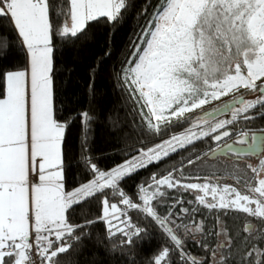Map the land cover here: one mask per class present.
Returning a JSON list of instances; mask_svg holds the SVG:
<instances>
[{
    "label": "snow or ice",
    "instance_id": "6c2138e0",
    "mask_svg": "<svg viewBox=\"0 0 264 264\" xmlns=\"http://www.w3.org/2000/svg\"><path fill=\"white\" fill-rule=\"evenodd\" d=\"M126 6V0H65L62 6L50 0H0V17L10 19L29 54L24 70L6 74L7 92L0 98V264H58L54 258L72 247L69 240H78L79 235L74 234L82 227L69 222V210L93 197L100 200L101 218L109 233L122 234L123 243L131 244L144 229L136 227L109 196H118L127 209L142 212L157 223L173 247L163 248L154 264H171L173 251L184 264H228L229 256L223 250L232 247L233 239L221 227L217 235L224 234L225 241L217 245L221 250L218 258L216 251L211 252V261L190 256L176 229L182 226L189 235L202 232L203 226L176 225L171 213L161 217L153 201L165 195L162 188L196 191V201L205 208L219 210L224 216L241 212L264 224V158H259L264 153V129L259 135L241 131L235 139L241 147L229 143L212 151L213 157L234 153L237 158H259L257 167L246 165L253 176L241 174L238 164L230 173L246 192L232 185L182 183L172 172L159 179L153 176L147 188L141 185L137 201L120 187L125 177L158 163L178 148L204 137L219 145L232 136L229 125L241 118L251 120L247 113L257 105L264 107V0H162L123 73L146 127L159 134L162 127L183 123L197 109L240 89L259 93L257 99L235 98L196 119L184 134L141 149L139 156L110 171L98 169L88 159L92 179L65 191V124L54 118L52 103L53 35H86L89 21L105 17L118 22ZM54 14L64 17L62 24H57ZM216 112H230L231 119L212 123L210 118ZM81 119L87 122L91 117L82 113ZM217 222L221 223L220 217ZM243 231L264 234V228L258 230L251 223ZM245 255L252 258L247 264H264V248L252 247Z\"/></svg>",
    "mask_w": 264,
    "mask_h": 264
},
{
    "label": "trees",
    "instance_id": "16d2710c",
    "mask_svg": "<svg viewBox=\"0 0 264 264\" xmlns=\"http://www.w3.org/2000/svg\"><path fill=\"white\" fill-rule=\"evenodd\" d=\"M64 2L50 0L58 6ZM161 4L162 0H126V9L122 10L118 22H109L102 17L87 24L86 35H53L52 103L54 118L65 124L62 142L65 191L74 190L92 179L88 159L98 169L110 171L140 154L141 149L154 147L187 131L197 119L193 116L183 123L162 127L159 134L153 133L146 127L139 112L140 105L134 101L123 79L142 31ZM53 18L57 24L64 21L60 15L54 14ZM27 66V52L17 31L8 17H0V98L6 95V74L24 70ZM82 113H87L91 120L83 121ZM260 120L264 127V115ZM213 147L211 137L196 141L125 177L120 181V187L137 201L141 185L147 188L152 184L153 176L159 179L169 172L181 181L202 183L206 178L230 176L238 164L241 174L253 176L250 169L240 163L209 159ZM197 156L202 159H196ZM189 160L194 163L189 164ZM196 195L193 190L166 189L163 197L153 201L158 214L166 217L171 213L176 225L195 228L196 224H202V232L189 235H185L182 226L176 229L190 256L211 261V252L216 251L218 258L221 250L217 245L225 241L224 234L217 235L221 227H226L228 236L233 237L232 247L223 250L229 256L228 264H247L252 259L245 255L248 250L264 248V234L249 235L243 231L249 223L255 224L258 230L264 228L259 220L241 212L224 216L219 210L199 205ZM109 200L124 209L132 223L144 231L134 236L131 244L123 243L126 238L122 234L113 236L109 233L106 221L101 218L100 200L90 198L69 210V222L82 227L74 234L79 235V239L69 240L72 247L54 258L58 264H154V258L163 248L172 249L170 239L150 217L135 209H127L118 196H109ZM217 217H220L219 224ZM170 260L171 264H184L174 251L170 252Z\"/></svg>",
    "mask_w": 264,
    "mask_h": 264
},
{
    "label": "flooded vegetation",
    "instance_id": "af4514ba",
    "mask_svg": "<svg viewBox=\"0 0 264 264\" xmlns=\"http://www.w3.org/2000/svg\"><path fill=\"white\" fill-rule=\"evenodd\" d=\"M245 90V89H244ZM230 95H234L232 97H229L225 100H223L220 104H218L217 106L210 108L206 111H204V115L208 112H214L216 108L218 107H222L225 103H231L235 98L241 97L243 96L244 99L248 100V98L244 95H254L255 98L251 99V100H255L257 99V96L259 95V93H253L249 90L246 91H238L236 93H232ZM247 115H251L253 118L251 120H244V119H240L238 120L234 125H229V130L232 132V136L227 137L226 139H224L219 145L215 144V147L213 150L224 146L226 144L229 143H235V139L238 138L239 133L241 131H248L249 134H260V130L264 129V127L262 126V121L260 120L261 116L264 115V107H261L260 105H257L256 108L250 110L249 113H247ZM211 122H216L217 120H230L231 119V114H225L222 115L220 117L217 118H210ZM205 138V137H204ZM212 150V151H213ZM212 153V152H211ZM259 158H264V153L261 154V157ZM259 158L257 156H243V157H235V156H225V157H221V159L223 161L226 162H237L240 163L241 166L246 167V165L248 164H259ZM218 159V158H217Z\"/></svg>",
    "mask_w": 264,
    "mask_h": 264
},
{
    "label": "rangeland",
    "instance_id": "374dc122",
    "mask_svg": "<svg viewBox=\"0 0 264 264\" xmlns=\"http://www.w3.org/2000/svg\"><path fill=\"white\" fill-rule=\"evenodd\" d=\"M100 18H102V17H100ZM89 22H91V21H89ZM88 22V23H89ZM51 75V74H50ZM128 87V86H127ZM239 91H246V90H244V89H240ZM232 96H234V95H227V96H224V97H221L219 100H216V101H212L211 103H209V104H207V105H205L202 109H197L194 113H191V114H189V119H192V117L194 116V117H197V119L199 118V117H201V116H204V111H206V110H208V109H210V108H213V107H215V106H217L218 104H220L223 100H225V99H227V98H229V97H232ZM244 96H246L247 98H248V100H251V99H254L255 98V96L254 95H244ZM52 102H53V95H52ZM146 111H147V109H146ZM193 117V118H194ZM173 123H175V122H173ZM172 123V124H173ZM212 123H215V122H212ZM171 125V124H170ZM206 127L207 126H205V130H206ZM194 130H196V129H194ZM186 131H184L183 133H181V134H178V135H182V134H184ZM206 138V137H205ZM204 139V138H203ZM199 141V140H198ZM196 142V141H195ZM189 146V145H188ZM181 149H184V148H178L175 152H178L179 150H181ZM213 149H214V147H213ZM212 149V150H213ZM175 152H172L171 154H173V153H175ZM170 154V155H171ZM140 154H137V155H135V156H139ZM134 157V156H133ZM132 158V157H131ZM131 158H129V159H131ZM129 159H127V160H129ZM164 159V158H163ZM162 159V160H163ZM127 160H125V161H127ZM124 161V162H125ZM161 161V160H160ZM123 162V163H124ZM123 163H121L120 165H122ZM253 167H257L258 166V164H251ZM142 169V168H141ZM138 170H140V169H138ZM137 170V171H138ZM137 171H135V172H137ZM135 172H133V173H135ZM250 172H251V170H250ZM133 173H131V174H133ZM130 174V175H131ZM130 175H128V176H130ZM252 175H254L253 173H252ZM186 178V177H185ZM220 179V180H219ZM182 183H191V182H188V181H181ZM204 182H209V183H212V184H220V185H232V186H234V187H237L240 191H242V192H246L247 191V189L243 186V183H240V184H237V182H236V179H235V177L234 176H226V175H224L223 177H221V176H219V177H211V178H207V180H205ZM204 182H202V183H204ZM199 183H201V182H199ZM166 189H168V188H162L161 190L162 191H164L165 192V190ZM173 189H175V188H171V189H168V190H173ZM196 192V191H195ZM197 193V192H196ZM198 194V193H197ZM208 199L209 200H211V195H209L208 196ZM116 223V222H115ZM121 227H123V225H120Z\"/></svg>",
    "mask_w": 264,
    "mask_h": 264
},
{
    "label": "water",
    "instance_id": "95a60500",
    "mask_svg": "<svg viewBox=\"0 0 264 264\" xmlns=\"http://www.w3.org/2000/svg\"><path fill=\"white\" fill-rule=\"evenodd\" d=\"M228 113H230V112H216L214 118L220 117V116L225 115V114H228ZM226 138H227V137H226ZM226 138H224V139H226ZM212 140H213V139H212ZM222 141H223V140H222ZM222 141H221V142H222ZM221 142H220V143H221ZM213 143H214V144H217L216 141H214V140H213ZM231 144H234L235 147H241L240 145L235 144V143H231ZM226 156H235V157H236V155H235L234 153H229V154L226 155ZM221 157H225V155H217L216 157H213V156H212V153L209 155V159H211V160H216L217 158H221ZM241 157H243V156H241Z\"/></svg>",
    "mask_w": 264,
    "mask_h": 264
},
{
    "label": "crops",
    "instance_id": "0c3cea01",
    "mask_svg": "<svg viewBox=\"0 0 264 264\" xmlns=\"http://www.w3.org/2000/svg\"><path fill=\"white\" fill-rule=\"evenodd\" d=\"M21 39V42H22V38H20ZM22 44H23V42H22ZM23 46H24V48H25V50H26V52H27V49H26V46L23 44ZM27 56H28V63H29V54H28V52H27ZM6 92H7V83H6ZM6 96V95H5ZM65 133V132H64ZM64 138V137H63ZM62 142H63V140H62ZM64 173V172H63ZM30 180H32V179H34V177L32 176V175H30ZM64 184H65V176H64Z\"/></svg>",
    "mask_w": 264,
    "mask_h": 264
},
{
    "label": "built area",
    "instance_id": "2783aa9c",
    "mask_svg": "<svg viewBox=\"0 0 264 264\" xmlns=\"http://www.w3.org/2000/svg\"><path fill=\"white\" fill-rule=\"evenodd\" d=\"M34 259H38V258L34 257Z\"/></svg>",
    "mask_w": 264,
    "mask_h": 264
}]
</instances>
